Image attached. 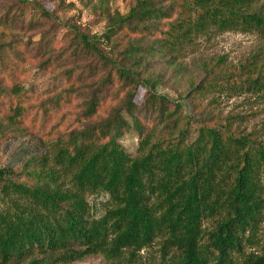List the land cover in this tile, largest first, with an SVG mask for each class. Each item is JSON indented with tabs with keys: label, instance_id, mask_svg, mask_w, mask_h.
Here are the masks:
<instances>
[{
	"label": "trees",
	"instance_id": "16d2710c",
	"mask_svg": "<svg viewBox=\"0 0 264 264\" xmlns=\"http://www.w3.org/2000/svg\"><path fill=\"white\" fill-rule=\"evenodd\" d=\"M108 21L100 34L74 29L72 51L96 58L105 71L98 87L115 75L133 90L104 117L55 139L49 153L20 168L0 166V264H71L89 255L105 264H139L136 253L157 240V264H264V251L248 249L264 221V139L230 121L192 127L178 103L170 110L156 94L159 79L137 70L146 59L138 44L129 41L117 57L101 44L125 32L170 55L211 30L264 37V0H136ZM139 85L148 87L142 108L150 125L136 111ZM209 86L264 95V63L252 59L224 75L209 70L198 87ZM94 91L86 116L96 113L103 95ZM5 97L15 100L6 116L14 123L31 96L21 83L0 78V102ZM129 128L138 139L136 155L120 143ZM165 130L171 135L158 138ZM96 193L107 196L99 214L88 198Z\"/></svg>",
	"mask_w": 264,
	"mask_h": 264
},
{
	"label": "rangeland",
	"instance_id": "374dc122",
	"mask_svg": "<svg viewBox=\"0 0 264 264\" xmlns=\"http://www.w3.org/2000/svg\"><path fill=\"white\" fill-rule=\"evenodd\" d=\"M136 0H0V67L3 84L19 82L29 91L24 103L26 112L14 123L7 121L10 105L15 100L5 97L0 102V166L20 168L30 157L42 156L52 150V143L72 129H80L123 105L128 90L113 75L111 83L98 87L105 71L96 58L72 51L75 30L100 34L108 25V14L126 13ZM261 4L257 3L256 6ZM47 10L49 17L41 14ZM6 19V20H5ZM5 20V21H4ZM3 22V23H2ZM101 42L109 57L121 55L129 42L140 46L145 61L137 67L141 76L159 79L155 92L164 96L170 110L178 103L183 115L192 119V127L201 123L219 126L226 121L246 133L256 131L264 139V95L252 91L229 90L224 87H206L198 84L207 71L219 75L236 72L252 59L264 63V37L255 32L239 30H211L193 38L179 52L172 54L152 49L148 41L125 32L114 41ZM13 42L15 49H5ZM4 48V49H2ZM144 50H147L144 52ZM148 87L139 85L134 94L136 111L147 125L142 105L148 97ZM101 92L95 114L86 116L88 98ZM60 96L58 105L52 104ZM131 122L129 114L122 113ZM166 130L158 138L169 137ZM156 136V137H157ZM120 143L131 155L137 154L138 139L133 128L125 130ZM89 201L101 213L107 203L104 193L92 194ZM208 221L205 225H210ZM249 250L264 251V221L261 223L256 244ZM139 264H157L160 259V241L157 240L136 253ZM71 264H105L98 255H89Z\"/></svg>",
	"mask_w": 264,
	"mask_h": 264
}]
</instances>
